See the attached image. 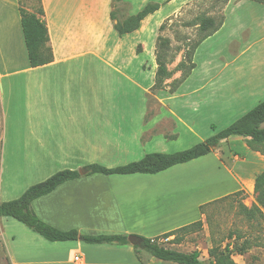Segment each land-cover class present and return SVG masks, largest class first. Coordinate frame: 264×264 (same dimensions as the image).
<instances>
[{
    "label": "crops",
    "instance_id": "1",
    "mask_svg": "<svg viewBox=\"0 0 264 264\" xmlns=\"http://www.w3.org/2000/svg\"><path fill=\"white\" fill-rule=\"evenodd\" d=\"M147 1H141L139 10L153 2ZM40 3L52 60L31 67L19 2L0 0V100L6 131L14 133L12 137L22 148H34L28 176L41 182L60 170L79 171V178L32 201L31 208L42 221L80 234L155 238L202 221L200 206L239 191L242 176L226 168L220 147L235 138L250 150L239 136L221 140L211 152L154 174L85 175L89 164L115 167L112 163L117 161L125 165L148 153H173L205 140L196 130L197 102L203 97L180 91L190 74L173 91L167 85L169 79L156 91L152 90L155 78L149 86L139 83L140 66L146 65L140 59L143 54L151 53L155 77L157 36L148 26L154 13L143 18L136 30L119 35L115 29L119 19L111 17L114 0ZM124 82L142 91V107L139 103L124 107ZM191 96L193 108L186 110L183 102ZM210 157L217 159V169L223 166L225 180L213 173L214 165L205 169L204 162ZM205 174L212 183L223 186L232 180L236 186L204 199ZM0 235L10 264H143L131 243L51 242L25 225L16 233L1 221ZM154 259L148 255L144 262L156 264Z\"/></svg>",
    "mask_w": 264,
    "mask_h": 264
},
{
    "label": "rangeland",
    "instance_id": "2",
    "mask_svg": "<svg viewBox=\"0 0 264 264\" xmlns=\"http://www.w3.org/2000/svg\"><path fill=\"white\" fill-rule=\"evenodd\" d=\"M141 1L114 0L112 15L122 21L139 10ZM148 1L160 5L148 21V26L155 30L157 36V55H160L159 58L172 73L168 78L170 82H167L171 90L177 86L181 72L185 71L194 44L223 21V25L196 48L193 56L195 67L187 81L180 83L181 92H196L203 97L201 102H197L198 135L207 138L215 134L264 99V4L251 0ZM18 2L25 10L37 13L38 0ZM161 24L163 27L159 29ZM104 57L108 59L106 55ZM140 59L146 65L140 66L141 76L138 81L149 86L154 83L153 58L151 53H147ZM181 61H184L185 66L178 70L176 66ZM152 90L159 89L153 87ZM124 92V107H136L138 103L140 107L143 106L142 91L137 92L135 87L124 82ZM193 102L192 96L187 98L183 102L184 108L191 110L193 106L190 104ZM6 127L3 102L0 100V202L17 198L28 185L39 182L37 177L27 174L28 168L33 166L29 159H34V148H22L12 137L14 133L6 131ZM234 139L221 144V161L236 175L241 174V192H233L226 198L219 197L209 201L215 200L212 203H205L207 205L203 208L201 229L185 235L180 244L167 241L161 244L184 252L198 250L199 258L204 263L215 261L208 256L207 250L216 247V251L223 253L224 257L226 255L234 264H264L263 220L257 213L255 216L258 222L249 220L242 212V206L251 208L257 205L253 183L255 176L264 170V144L257 146L256 150H248L242 142ZM207 159L204 162L205 169L214 165L213 173L225 180L223 166L219 165L221 170L215 172L219 170L217 159ZM116 162L112 166L120 165ZM203 182L204 199L215 197L236 186L232 180L228 184L223 183V186L217 182L212 183L206 174ZM261 211L264 214V209ZM0 221L5 227L9 224L10 229L16 233H19V227H24L14 218L0 217ZM228 243H242L248 248L243 254H238L226 246ZM6 253L4 239L0 235V264H10ZM140 254L146 262L148 254L145 251ZM154 261L156 264H176L158 259Z\"/></svg>",
    "mask_w": 264,
    "mask_h": 264
},
{
    "label": "trees",
    "instance_id": "3",
    "mask_svg": "<svg viewBox=\"0 0 264 264\" xmlns=\"http://www.w3.org/2000/svg\"><path fill=\"white\" fill-rule=\"evenodd\" d=\"M264 4V0H251ZM37 13L29 12L19 5L20 22L27 51L28 62L31 67H37L44 65L52 60L51 48L48 43V32L45 22L41 18L43 10L41 7L40 0ZM160 8L159 3L148 2L145 4L136 14L130 15L122 21H117L115 29L119 35L132 32L136 30L140 22L147 15L154 13ZM111 17H114L111 12ZM223 24V21L218 23L211 32L204 34L193 46L192 51L189 53L188 65L185 66L184 61L179 62L176 69L180 70L182 66L185 71L181 72L180 78L177 80V86L191 73L195 67L193 62V56L196 48L199 44L207 37L214 34ZM163 25L161 24L159 29ZM160 55L155 53V61L157 68L155 70V84L154 87L162 89L165 79L171 77V71L166 68L165 62L160 58ZM176 86V87H177ZM175 87V88H176ZM175 88L173 90H175ZM172 90V91H173ZM264 100L260 101L234 122L227 127L219 130L212 136L205 140L198 142L197 144L180 151L173 153H159L153 152L148 153L141 159L133 162H129L125 165H119L115 167H106L100 164H89L84 168V174L90 175L94 173L110 175V174H154L165 170L175 164L185 163L192 159L203 156L213 149L217 148L221 140H225L230 136L243 137L245 144L250 150H256L257 146L264 144ZM214 129V126H213ZM80 174L77 170L64 169L53 173L45 180L32 184L26 188L23 193L12 200L0 202V217L8 216L24 224L30 230L36 232L44 239L51 242H62L69 240H81L91 244H116L125 245L129 244L128 236L126 234H98L88 235L80 234L75 229L60 230L46 222L42 221L31 208L33 200L52 192L58 185L79 178ZM241 191H235L233 194H238ZM253 192L255 194V200L257 205H253L251 208L242 206V212L249 220L259 219L255 216L257 213L258 217L263 220L262 229L264 231V214L261 209H264V170L259 172L253 183ZM230 196L226 195L221 199ZM219 200V199H218ZM215 201V200H214ZM212 201V202H214ZM209 202V203H212ZM207 203V204H209ZM205 204V205H207ZM205 205L200 206L202 211ZM203 226L202 221L198 220L193 223L181 226L175 230L163 233L155 238H147L141 235H135L141 239V244H133L134 251L140 256L143 264H146L142 259L140 253L145 251L151 257H154L161 261L173 262L176 264H234L229 261V258L224 257V254L216 251V247L209 248L207 254L209 257L214 258L215 261H208L204 263L200 260V252L193 250L191 252H184L169 248L164 244H161L159 240H164L172 244H180L184 239V236L194 232L195 230L201 229ZM172 237V238H171ZM171 238V239H170ZM227 247H231L238 254H243L248 247L244 244L237 245L236 243H228ZM228 249V248H227Z\"/></svg>",
    "mask_w": 264,
    "mask_h": 264
},
{
    "label": "water",
    "instance_id": "4",
    "mask_svg": "<svg viewBox=\"0 0 264 264\" xmlns=\"http://www.w3.org/2000/svg\"><path fill=\"white\" fill-rule=\"evenodd\" d=\"M129 243L133 244H141V239L137 238L135 235H129L128 236Z\"/></svg>",
    "mask_w": 264,
    "mask_h": 264
},
{
    "label": "built area",
    "instance_id": "5",
    "mask_svg": "<svg viewBox=\"0 0 264 264\" xmlns=\"http://www.w3.org/2000/svg\"><path fill=\"white\" fill-rule=\"evenodd\" d=\"M75 260H78V257L77 256L75 257Z\"/></svg>",
    "mask_w": 264,
    "mask_h": 264
},
{
    "label": "bare ground",
    "instance_id": "6",
    "mask_svg": "<svg viewBox=\"0 0 264 264\" xmlns=\"http://www.w3.org/2000/svg\"><path fill=\"white\" fill-rule=\"evenodd\" d=\"M205 43H206V42H205ZM205 43H204V44H205Z\"/></svg>",
    "mask_w": 264,
    "mask_h": 264
}]
</instances>
